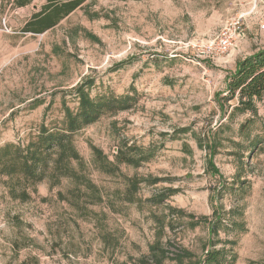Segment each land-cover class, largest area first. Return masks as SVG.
<instances>
[{
    "label": "rangeland",
    "instance_id": "rangeland-1",
    "mask_svg": "<svg viewBox=\"0 0 264 264\" xmlns=\"http://www.w3.org/2000/svg\"><path fill=\"white\" fill-rule=\"evenodd\" d=\"M44 4L0 0V154L57 129L80 85L91 97L132 99L71 136L81 159L71 178H54L50 159L41 182L7 176L0 163V264H176L187 255L184 264H198L213 241L227 264H264V149L241 157L261 130L264 98L249 138L235 133L247 115L227 122L214 101L236 62L264 48V0H84L43 34L23 33ZM242 14L243 41L212 54ZM222 123L233 130L220 133L212 176L193 133ZM127 147L143 154L114 173L91 155L113 162ZM217 218L218 237H208Z\"/></svg>",
    "mask_w": 264,
    "mask_h": 264
},
{
    "label": "trees",
    "instance_id": "trees-1",
    "mask_svg": "<svg viewBox=\"0 0 264 264\" xmlns=\"http://www.w3.org/2000/svg\"><path fill=\"white\" fill-rule=\"evenodd\" d=\"M33 0H13V3L18 8H23L29 5ZM84 0H45V4L40 10L35 12L31 18L24 24L23 33L40 35L54 28L58 23L67 17L70 13L76 10ZM140 1V0H134ZM88 86L80 85L74 91L77 98L76 109H71L66 104H62L63 120L57 129L51 133H46L45 127H41L35 141H29L24 147L7 144L0 154V163L2 164L3 172L10 177H20L25 179H34L41 182L46 175L42 163L47 159L52 161L51 173L55 178L57 174L63 178H71L70 173L72 162H81L75 148L72 144V135L81 128H84L94 123L101 115L108 112H116L127 108L132 96L116 98L107 95H97L91 97ZM264 98V49H260L253 54L241 58L236 62L234 70L227 76L226 79V94L221 96L216 93L214 101L221 116L227 122L233 121L236 117H247L237 125L236 134L238 136L249 138L250 128L254 125L257 118V109L255 102L261 101ZM236 100V105L227 106L231 100ZM126 106V107H125ZM232 127L230 123L220 124L215 132L204 133L201 136H196L193 133V138L196 141L197 147L206 151L208 159L207 166L212 176H217L218 170L214 163V157L217 155L218 149L222 146L223 140L220 138V133L230 132ZM184 133L187 130L183 131ZM245 138V139H246ZM231 145L242 147V143H236L232 138L227 139ZM249 140V139H247ZM51 150L50 153H45L46 150ZM264 149V122L258 134L251 138L243 154L251 155L254 151ZM137 152V158L143 153L134 147H127L117 152L113 162L109 161L101 151L93 148L91 155L96 164L101 166L105 172L114 173L118 171V165L129 164L135 165L137 161L134 159V153ZM133 156V157H132ZM70 166V168H69ZM73 170V169H72ZM136 181L132 182V186H136ZM162 200V199H160ZM189 228H196L199 223L193 222V218L189 217ZM208 226V237H218L221 230L222 221L217 218ZM234 230L237 225L230 223ZM213 241L210 247L206 250L204 258L198 264H227L223 249H213ZM154 251V248H152ZM176 264H184V258L189 256H177ZM159 260V259H157ZM157 262V261H156ZM160 262V261H158ZM157 262V263H158ZM159 264V263H158ZM229 264H233L231 261Z\"/></svg>",
    "mask_w": 264,
    "mask_h": 264
},
{
    "label": "built area",
    "instance_id": "built-area-1",
    "mask_svg": "<svg viewBox=\"0 0 264 264\" xmlns=\"http://www.w3.org/2000/svg\"><path fill=\"white\" fill-rule=\"evenodd\" d=\"M246 14L240 15L236 20L227 23L220 31L214 45L210 46L211 53L214 55L224 54L237 47L243 41L244 35L241 26Z\"/></svg>",
    "mask_w": 264,
    "mask_h": 264
},
{
    "label": "crops",
    "instance_id": "crops-1",
    "mask_svg": "<svg viewBox=\"0 0 264 264\" xmlns=\"http://www.w3.org/2000/svg\"><path fill=\"white\" fill-rule=\"evenodd\" d=\"M260 49H264V48H263V47H262V48H256V49H254L252 52H250V53H248V54H246V55L249 56V55L253 54L254 52H256V51H258V50H260Z\"/></svg>",
    "mask_w": 264,
    "mask_h": 264
}]
</instances>
